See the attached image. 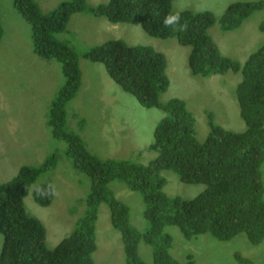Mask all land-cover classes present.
<instances>
[{"label":"trees","instance_id":"1","mask_svg":"<svg viewBox=\"0 0 264 264\" xmlns=\"http://www.w3.org/2000/svg\"><path fill=\"white\" fill-rule=\"evenodd\" d=\"M14 7L30 24L35 55L57 61L65 83L53 101L47 126L52 136L66 144V154L75 170L90 179V191L85 211L77 228L53 249L45 245L44 225L29 215L23 205L31 184L41 170L48 169L53 158L40 167L23 166L17 175L0 183V235L3 243L0 264H95V224L98 207L105 203L110 223L119 231L124 245V264H143L138 257V244L143 241L152 248V264H198L192 255L177 261L169 253L171 239L163 233L167 225L176 226L186 239L210 234L228 241L245 234L252 244L264 239V197L261 165L264 163V45L248 56L243 64L219 51L208 35L215 20L208 11L177 12L186 31H174L163 26L171 11L172 0H109L105 4L87 7L84 0L61 2L54 10L43 14L32 0H13ZM264 9V0L238 2L229 5L219 20L221 30L237 28L252 13ZM75 13H87L103 18L112 25L138 22L153 38H175L189 48L188 67L194 76L203 78L240 73L235 88L239 115L245 124L243 132H233L213 123L208 114L209 131L203 142L196 139L195 120L180 99L164 105L159 96L169 86L165 56L151 47L130 46L122 40H108L94 46L84 57L103 65L107 76L124 92L132 95L144 108L160 107L168 113L153 132L150 151L156 157L147 165L124 160H100L90 154L81 138L60 130L64 125V105L77 92L80 71L72 50L56 40L69 18ZM264 33V22L260 27ZM0 27V38H1ZM172 171L182 183L203 184L204 191L185 201L167 197L161 171ZM120 180L139 192L146 204L148 230L140 234L130 226L127 207L114 198L107 185ZM32 192L36 204L49 206L52 197ZM237 264H254L235 254Z\"/></svg>","mask_w":264,"mask_h":264},{"label":"rangeland","instance_id":"2","mask_svg":"<svg viewBox=\"0 0 264 264\" xmlns=\"http://www.w3.org/2000/svg\"><path fill=\"white\" fill-rule=\"evenodd\" d=\"M43 14L69 0H32ZM109 0H84L87 7ZM261 0H172L171 11L212 14L215 22L208 35L221 54L243 64L248 56L264 45V9L252 13L240 26L223 31L219 20L226 8L238 2ZM0 183L15 177L23 166L40 167L53 158L48 169L41 170L23 200L26 212L45 227V245L53 249L78 226L85 211L90 179L75 170L66 154V144L52 136L47 126L48 114L65 78L61 65L35 55L30 24L14 7L13 0H0ZM56 40L74 53L80 71L76 94L64 105L65 119L61 131L78 135L87 151L100 160H124L147 165L156 157L149 150L153 132L168 113L160 107L144 108L130 94L118 87L106 74L102 64L87 60L89 49L108 40H122L130 46H147L161 52L167 62L168 89L159 96V103L182 100L195 120L196 139L203 142L209 131L208 114L213 123L233 132H243L235 88L240 73L200 77L188 67L189 48L175 38L148 36L138 22L112 25L103 18L87 13L73 14ZM264 197V163L261 165ZM165 180L162 192L167 197L189 201L201 194L203 184L180 182L172 171L162 170ZM55 186L58 195L49 206L35 203L32 192L38 185ZM108 192L124 204L129 212L130 226L143 234L149 228L145 218L146 204L142 195L130 190L120 180L107 185ZM95 264H124V245L119 231L110 223L105 203L98 207L95 224ZM163 233L171 239L170 255L183 261L192 255L198 264H237L235 254L264 264V239L249 242L245 234L220 241L210 234L186 239L179 228L167 225ZM3 237L0 235V251ZM138 257L143 264H152V248L143 241L138 244Z\"/></svg>","mask_w":264,"mask_h":264},{"label":"clouds","instance_id":"3","mask_svg":"<svg viewBox=\"0 0 264 264\" xmlns=\"http://www.w3.org/2000/svg\"><path fill=\"white\" fill-rule=\"evenodd\" d=\"M162 23L164 28L172 29L174 31H186L188 28V25L186 23L185 24L180 23L179 13H171L166 15ZM36 191H37V195H39L43 199H48L58 195L55 186L52 184H49L47 188H38Z\"/></svg>","mask_w":264,"mask_h":264}]
</instances>
